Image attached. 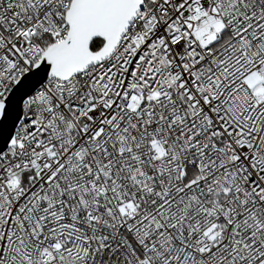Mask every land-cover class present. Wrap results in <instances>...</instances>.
<instances>
[{
	"label": "snow or ice",
	"instance_id": "snow-or-ice-1",
	"mask_svg": "<svg viewBox=\"0 0 264 264\" xmlns=\"http://www.w3.org/2000/svg\"><path fill=\"white\" fill-rule=\"evenodd\" d=\"M0 264H264V0H0Z\"/></svg>",
	"mask_w": 264,
	"mask_h": 264
}]
</instances>
